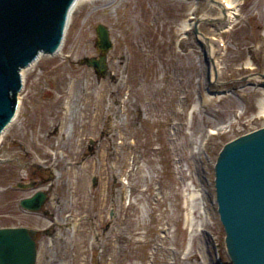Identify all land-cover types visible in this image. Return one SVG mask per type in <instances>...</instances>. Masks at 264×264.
<instances>
[{"label":"rangeland","instance_id":"rangeland-1","mask_svg":"<svg viewBox=\"0 0 264 264\" xmlns=\"http://www.w3.org/2000/svg\"><path fill=\"white\" fill-rule=\"evenodd\" d=\"M228 1L236 12L230 24L200 23L198 29L214 40L218 82L233 85L208 83V47L192 28L183 29L198 19H219L221 11L208 0L82 3L60 52L23 71L18 115L0 142V159L8 160L0 163V228H51L52 236L38 238V264H230L214 204L213 165L227 142L264 127L263 89L247 85L258 84L253 78L238 83L264 71V0ZM99 25L112 43V83L79 63L97 54ZM230 88L237 89L208 94ZM89 139L99 141L95 158L80 161ZM38 166L56 174L47 207L57 222L69 213L87 217L79 233L18 207L36 189L13 187ZM93 175L100 184L95 191ZM121 188L115 227L95 231L93 215L102 226L112 189L119 194ZM53 193L63 200L58 211L50 207ZM75 198L76 210L70 205Z\"/></svg>","mask_w":264,"mask_h":264},{"label":"water","instance_id":"water-1","mask_svg":"<svg viewBox=\"0 0 264 264\" xmlns=\"http://www.w3.org/2000/svg\"><path fill=\"white\" fill-rule=\"evenodd\" d=\"M77 2L0 0V142L18 115L22 71L40 57H52L60 52ZM210 2L221 7L214 0ZM221 12L226 11L222 8ZM220 22L224 23L219 19H198L193 22V32L208 45L209 38L199 32L198 26ZM97 30L100 48L108 51L112 45L108 30L102 25ZM104 61V57L99 61L87 59L86 65L102 70ZM210 63L215 83L217 75L212 58ZM259 87L264 89V82ZM213 171L217 213L230 264H264V128L225 144L216 157ZM44 201L45 193L37 192L23 199L20 206L36 213ZM35 234L24 227L0 228V264H36Z\"/></svg>","mask_w":264,"mask_h":264},{"label":"flooded vegetation","instance_id":"flooded-vegetation-1","mask_svg":"<svg viewBox=\"0 0 264 264\" xmlns=\"http://www.w3.org/2000/svg\"><path fill=\"white\" fill-rule=\"evenodd\" d=\"M93 42L95 44V51L97 52V54L95 56H92L91 59H95V60L99 61L101 58L104 57L105 61L102 63L103 64V69L102 70H97V69L89 67V66L88 67L91 68V70L95 74V79H97L99 81H102V80H105V79H110L111 83H112V81L114 80V77H113L114 74L109 69V65H108L109 59H108V56H107L108 52L111 49L108 50V51H103L100 48V41H99V38H98V30L96 32V38L94 39ZM86 60L87 59L82 60L79 63L80 64H85V66H87L86 65ZM56 133H57V127H54L48 133L47 136L50 139L53 136L55 137ZM96 143H99V141L98 142H96V141L94 142L92 139L88 140V143L83 148L82 154H79V156H78L80 161H86V160H90L91 158L92 159L95 158L94 156L96 155V149H97V147L95 146ZM51 158H52L51 156L50 157L47 156L45 161H44V163L47 164V161H50ZM60 159L64 160L62 157ZM0 160H3V159H0ZM56 160H57V158L55 157L54 160H52V164ZM3 161L7 162L8 160H3ZM17 161L19 162V160H17ZM80 161L78 162V164H80ZM70 164L73 165L74 162L71 161ZM24 165H26V164H24ZM46 170L49 171L50 168L48 166H38L31 173H28L29 175L28 174L26 175V178H25L26 181L18 183V184H16L13 187L15 190L30 191V190L36 189L35 192H37V191L44 192L45 193V201L42 204L40 210L38 212H36V213H33L31 211L22 209L21 206H20V201L22 199L19 201L18 207L25 214H35V215L38 214V216L41 214V216L46 218V221H48L51 224V226L70 227L71 230L73 231V234L79 233L80 230H81L83 222L87 221V217L86 216L83 215V216L75 217V215H72L71 213H69L66 216V218H65L66 220H62L61 222H57V220H56V218L54 216L55 214L52 212V210H50V208L47 207V204L50 202L51 191L54 190V188H50V187L54 184L53 182L55 181L56 174L53 171L45 172ZM39 171L47 173L48 176L47 177L38 178L37 176H38ZM97 178H98L97 176L93 175L91 177V179H90V188H91L92 191H95V190H97L100 187V184H99V181H98ZM116 183H118V179L114 178L113 186H115ZM42 185L48 186V188H46V190L39 189V187L42 186ZM30 186H32V187H30ZM35 192H33V194ZM53 195H54L55 200H56V201H53V205L55 203H56V205L50 206V207L54 211H58L61 207L64 206L63 205V200H62L61 197H58V195L56 193H53ZM94 196H95V197H93L94 200L92 199V201L95 203L96 195H94ZM26 198H28V197H26ZM124 198H125V194H124L123 188H121V190L119 191V194H118L117 189L114 192H113V189H112V194H110L109 199H108L109 206H108V209H107L108 211L106 210L107 218H106L104 224L101 226L96 221V217H95V214H94L93 218H92V221H91V223H92L91 227L94 228L95 231L100 229L102 232H107L111 228L113 229L115 227V225H116L117 216H118V212H117L118 201L121 200V202L123 203ZM23 199H25V198H23ZM76 204H77V199L75 198V201L70 203V205H72L74 207V209H75L76 208ZM25 228H28V227H25ZM30 229H32V228H30ZM35 233H36L35 234V241H36L37 252H38V257H37V264H38V258H39V242H38V238H39V236L40 237L52 236L53 230L51 228H49V227L47 229H45V230H42V231H38V230L35 229ZM94 235H95V233H94Z\"/></svg>","mask_w":264,"mask_h":264},{"label":"bare ground","instance_id":"bare-ground-1","mask_svg":"<svg viewBox=\"0 0 264 264\" xmlns=\"http://www.w3.org/2000/svg\"><path fill=\"white\" fill-rule=\"evenodd\" d=\"M90 1H93V0H78V2L76 4V7L78 5H80V4H82V3L90 2ZM217 1H219V3L222 5L221 7H223L226 10V12L224 14H222V12H220V14L218 15L219 20L224 21V23L227 24V25L230 24L232 22V20L236 17V12L234 11V9H232V7H230V3H229L228 0H217ZM217 1H215V2H217ZM213 4H214V2H213ZM76 7H75V9H76ZM215 7L218 8L220 11L222 9L221 7H218V6H215ZM191 28H192V23H190V24L185 23L184 26H183V29L186 30V31L189 30V29L191 30ZM200 41L201 42L203 41V40H201V37H200ZM207 52L209 54V57L211 58L212 55H213V53H214V45L212 43L211 44L210 43L208 44V50H207ZM33 65L31 67H33ZM23 74H24V72L22 71V74L21 75H23ZM255 79H257V81L259 83H261V84L264 82V78H261L260 76H255ZM261 105H262L261 114L264 115V107H263L264 106V102L263 101L261 102ZM198 195H199V193H198ZM206 218H207V216H206Z\"/></svg>","mask_w":264,"mask_h":264}]
</instances>
